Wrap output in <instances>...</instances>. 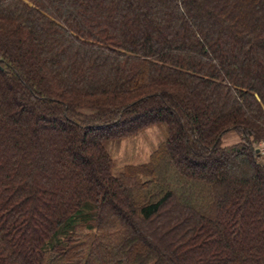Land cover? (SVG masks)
Listing matches in <instances>:
<instances>
[{"label":"trees","instance_id":"trees-1","mask_svg":"<svg viewBox=\"0 0 264 264\" xmlns=\"http://www.w3.org/2000/svg\"><path fill=\"white\" fill-rule=\"evenodd\" d=\"M263 139L264 0H0V264H264Z\"/></svg>","mask_w":264,"mask_h":264},{"label":"rangeland","instance_id":"rangeland-1","mask_svg":"<svg viewBox=\"0 0 264 264\" xmlns=\"http://www.w3.org/2000/svg\"><path fill=\"white\" fill-rule=\"evenodd\" d=\"M27 113L28 117L32 118V113H34V111L28 109ZM57 124L58 127L61 126V123ZM164 135L165 129L163 124L155 123L134 134L109 141L107 143V148L113 159L114 171H120L127 165H135L148 161L151 153L164 138ZM239 140L240 134L235 130H231L223 135L222 144L227 145ZM255 145L257 148H262V146H264V139L255 143ZM217 165L218 164H214L211 161L206 163L207 169L211 171L221 168L220 165Z\"/></svg>","mask_w":264,"mask_h":264},{"label":"built area","instance_id":"built-area-1","mask_svg":"<svg viewBox=\"0 0 264 264\" xmlns=\"http://www.w3.org/2000/svg\"><path fill=\"white\" fill-rule=\"evenodd\" d=\"M259 148V147H258ZM259 150L264 153V146H262V148H259Z\"/></svg>","mask_w":264,"mask_h":264}]
</instances>
